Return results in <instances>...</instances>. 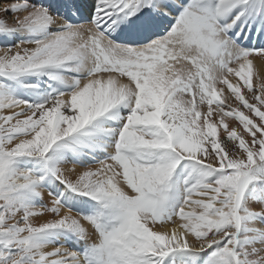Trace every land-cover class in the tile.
<instances>
[{"label": "snow or ice", "instance_id": "1", "mask_svg": "<svg viewBox=\"0 0 264 264\" xmlns=\"http://www.w3.org/2000/svg\"><path fill=\"white\" fill-rule=\"evenodd\" d=\"M262 15L264 0H95L89 18L73 23L30 0H0V35L46 33L32 47L0 48V77L49 74L69 89L33 104L0 85V264H264V242L241 244L246 220L264 216L247 201L249 187L264 183V66L253 84L264 48H240L228 35ZM132 18L146 29L171 24L146 44L111 40ZM95 132L116 137L98 166L56 161ZM20 157H37L47 176L95 201L96 213L61 214L45 176L17 170ZM181 166L186 187L169 214ZM45 195V206L30 204ZM64 230L84 247L43 242Z\"/></svg>", "mask_w": 264, "mask_h": 264}, {"label": "rangeland", "instance_id": "2", "mask_svg": "<svg viewBox=\"0 0 264 264\" xmlns=\"http://www.w3.org/2000/svg\"><path fill=\"white\" fill-rule=\"evenodd\" d=\"M90 1L91 0H84V1L83 0H30L32 4L40 5L48 9L50 14L54 16H62L63 18L65 17L64 18L65 20H68L69 18V21L71 19L72 13L76 12L77 6L80 9V8H83L82 6L85 7L86 4L89 6L93 2L95 4V0H92L91 2ZM74 7L76 8V10ZM65 12H68V13H65ZM241 20L246 22V24L242 26H239L236 24L235 27L232 29L236 37L238 35L241 37V41H243L244 38H246L245 36H242V34L246 33L245 28L248 30L252 28L251 31L255 32L257 30V27L260 26L261 32H263L264 30V18H262V16L256 17V18L245 17V18H242ZM83 21L84 20H82V22ZM76 23H81V22H76ZM125 23L126 21L120 22L119 26L116 27L115 31L113 32L123 35L126 29V27L124 26ZM54 31H56L55 28H49L47 30V33H51ZM163 31L165 32L166 30H163ZM164 32L161 33L159 36H162ZM44 35H46V33L33 34V33L27 32L26 30H18V31H14L8 34H3L2 35L4 37L2 40L3 43H1L0 41V48L15 47L18 44H25V45H22V47L31 46L30 41L41 39L44 37ZM154 38H156V35L149 38L148 42H150ZM110 39L118 44H127V45H133V46L139 45L137 43L130 42V41L116 40L112 38L111 36H110ZM246 41H247V38H246ZM254 43L255 41L249 45L250 46L254 45L255 47L256 45ZM235 44L239 46L240 48H243L241 47V45L237 44L236 42ZM257 48H264V44L257 45ZM243 49H246V48H243ZM63 75L67 77H75L77 73L64 72ZM231 79L234 81L237 80V78L235 77H232ZM254 79L255 78L253 77V84L255 86ZM0 85H2L3 88L7 91V93L10 94L12 97L19 99V100L31 101L33 104L43 103L49 100L51 97L55 96L58 92H64V91L69 90L64 84L60 83L59 81L53 80L49 74H38V75L28 74V75L18 77L16 79H7L5 77H0ZM223 87L226 89V86H223ZM242 93H246V89L242 88ZM213 107H215V105H213ZM120 112L126 115L128 110L125 108H121ZM226 122L229 123L230 127L233 126L234 124L233 118H228ZM100 123L105 127H117L118 126L117 122L110 121L107 118H101ZM235 123L238 124V122H235ZM217 131H218V138L224 134V130L222 127H218ZM238 132H241V134H243L242 126L238 127ZM245 138L247 139V137ZM115 139L116 137L114 135H105L103 133L95 132L91 135L82 136L80 138L79 143L74 144L72 146V150L64 149L62 151L67 150V152H69L74 157H76L75 160L73 159L70 161L74 163L75 165H78L81 162L85 163L86 161L80 158L81 156L80 152H85V151L88 152L87 153L88 159L91 160V158H93V163L91 166L95 168L96 166H98L97 164H99L103 160H106L109 157L112 147L115 143ZM106 150H109V151H106ZM62 151L57 156L61 155ZM27 160L31 161V166L28 168L27 172H30L35 176H39V171L41 168H43L46 172L45 165L37 157L18 158L16 161V165H15L16 168L21 169L22 163ZM187 175H188V169L186 168V166L178 167L174 173L173 181H172L173 183L172 199L170 200L169 209H168L169 214H171L174 211L175 207L177 206L179 202V199L183 195L182 190H184V188L186 187L184 184V179ZM45 176L50 180H54L51 176H47L46 174ZM43 184L44 185L47 184L46 179L43 181ZM182 184L184 187H182ZM247 201L250 203L251 208L260 209L264 207V183H255L249 187V190L247 192ZM92 203L94 205H90V208H87V209H89L88 213H90L92 208H94V210L92 211V215H94L97 211V204L95 201H92ZM45 205L46 203L42 206H45ZM83 216H86V214H83ZM252 220L255 221L257 224H259L264 229V216H255V217H251L247 219L245 222V227L243 231L241 232V236L244 237V239H242L241 241L242 246L252 243L254 241H257V240L259 241L263 240L259 238L261 237L262 234L264 235V232L262 234L256 235V233L252 231V228L250 226V224L253 222ZM258 235L260 236L258 237ZM65 236L70 238V241H68L69 242L68 245H65V244L59 245L57 243L58 239L63 240ZM45 243H49V244L57 245V246H63L68 249L71 248V250L73 249L74 251H79L84 247L83 242L79 240L75 234L67 230L60 231L56 234L48 236L45 239ZM183 264H195L194 258L184 257Z\"/></svg>", "mask_w": 264, "mask_h": 264}, {"label": "bare ground", "instance_id": "3", "mask_svg": "<svg viewBox=\"0 0 264 264\" xmlns=\"http://www.w3.org/2000/svg\"><path fill=\"white\" fill-rule=\"evenodd\" d=\"M93 6H94V2L91 3L90 6L87 5V4H86L85 7L82 6L83 8H80L79 12L76 11V15L75 16H73V15L71 16L70 15L71 16L70 21L73 22V23H76V22H82V20L88 19L89 18V13H90V11H91ZM77 8H78V6H77ZM75 10H76V8H75ZM67 11H68V9H67ZM65 13H68V12H65ZM234 14L235 13H233V15ZM262 18H264V15H262ZM68 20H69V18H68ZM170 24H171L170 20H168L167 18H162L152 28L146 29V28H144L142 26L141 21L136 20V18H132L131 22L126 21V23L124 25L126 27V29H125L123 35L111 32L110 36L112 38L116 39V40L130 41V42H134V43H137V44L141 45V44L147 43L149 41V38H151L154 35H156V37H158L161 33L164 32L163 30H167L166 25H170ZM244 24H246V22H244L242 20L237 23V25H239V26H242ZM244 28H245V26H244ZM251 29L248 30V29L245 28L246 33L242 34V36H245L247 38V41H246V38H244V40L241 41V37L239 35H238L239 38H238V36L236 37L235 33L232 30L228 33V35L230 36V38L234 42H236L237 44L241 45V47H243V48H246V49L247 48H257V45L264 44V30H263V32H261V27L260 26L257 27V30L255 32H252ZM256 34H257V36H256ZM3 38L4 37L2 35H0L1 43H3L2 42ZM251 41L252 42L255 41V43H254L256 45L255 47H254V45H251V46L249 45V44L252 43ZM25 47H32V45L31 46H25ZM263 59H264V57H260V58H255L253 60L254 72H255L254 74L259 72L261 67L264 66ZM254 78H255V76H254ZM232 82L236 83V81H234V80H232ZM254 82H255V79H254ZM226 91L227 90L225 89L224 95L228 94ZM221 98L223 99L224 96L222 95ZM106 151H109V150H106ZM87 153L88 152H86V151L85 152H80V155H81L80 158L83 159L86 162L85 163L81 162L78 165H75L74 163L70 162L73 159L75 160L76 157H74L72 154L67 152V150L66 151H62L61 155L56 156V161L58 163H62L64 166L75 165V166L81 167V168L88 167V166L92 165L93 158H91V160L88 159V154ZM85 158H87V159H85ZM30 166H31V161L27 160V161H24L22 163V168L21 169H17V170L20 171V172H27L28 168ZM45 174H46L45 170L43 168H41L40 171H39V176H45ZM45 179L47 180V184L44 185L42 183L41 187L45 189L46 193L50 192L54 196L61 198V202H62V204L65 207V209L62 210L61 214H63L64 211H67V209H70L73 215H76V214H79V215L86 214V216H91L92 215V211L94 210V208H92L90 213H88L89 209H87V208H90V205H94L90 199H88V198H86L84 196H79V195L69 191L59 181L50 180L46 176H45ZM182 187H184L183 184H182ZM182 192H183V190H182ZM196 198H198V197H195V196L193 197V199H196ZM29 202H30V204H32V205H34L36 207H43L42 205H44L45 203L46 204L48 203V197H47V195H45L43 199H41L39 197H33V198L30 199ZM255 207H257V206H255ZM52 218H54L52 214H47L46 219H52ZM250 226L252 228V231L254 233H256V235L257 234H262L264 232V231H261V232L255 231L256 229L264 230L255 221H253L250 224ZM259 236L260 235H258V237ZM259 239H263L262 242H264V235L262 234ZM68 241H70V238L65 236L63 240H59L58 239L57 243L59 245H62V244L68 245V243H69ZM43 242L45 243V240ZM70 250H71V248H70Z\"/></svg>", "mask_w": 264, "mask_h": 264}]
</instances>
